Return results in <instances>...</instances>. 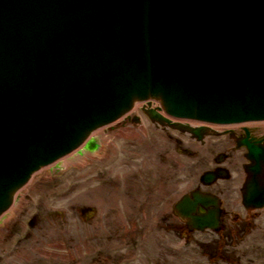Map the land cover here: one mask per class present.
<instances>
[{"label":"water","instance_id":"1","mask_svg":"<svg viewBox=\"0 0 264 264\" xmlns=\"http://www.w3.org/2000/svg\"><path fill=\"white\" fill-rule=\"evenodd\" d=\"M148 102L177 121L264 123V0H0V220L38 173ZM241 146L245 204L261 209L264 146ZM219 206L196 192L176 211L217 230Z\"/></svg>","mask_w":264,"mask_h":264},{"label":"rangeland","instance_id":"2","mask_svg":"<svg viewBox=\"0 0 264 264\" xmlns=\"http://www.w3.org/2000/svg\"><path fill=\"white\" fill-rule=\"evenodd\" d=\"M153 107L137 105L93 136L97 153L83 149L19 192L0 220V264H264V210L237 208L240 198L222 190L234 178L213 189L236 199L224 232L189 234L173 215L218 154L239 156L230 129H207L199 141L189 128L152 121ZM254 127L264 134V123Z\"/></svg>","mask_w":264,"mask_h":264},{"label":"flooded vegetation","instance_id":"3","mask_svg":"<svg viewBox=\"0 0 264 264\" xmlns=\"http://www.w3.org/2000/svg\"><path fill=\"white\" fill-rule=\"evenodd\" d=\"M252 125L255 126V124H251L250 126H252ZM240 127L242 128V130L241 131L237 130ZM240 127H238V126L232 127V129L229 130V132L232 133V136H233V138H231V139H232L233 143H235L236 146H237V144H240L244 138H246V134H245L246 130L249 131L251 139H255L257 141H262L264 139V134H260V135L257 134L255 127L254 128H247V126H240ZM235 150H236V148H235ZM235 152H236V154H239V156H237V155L229 156L228 155V157L225 159V163L222 166L227 168L228 170H230V172H234L236 176H240V172H242V173L247 174V177H248L249 174H248L247 168H248L249 163L247 162L245 164V166L242 167V169L239 168V164L242 161L244 163V161L246 160V159H244V158H246V154H247L246 150L244 148L243 149L238 148L237 151H235ZM229 161L231 162V165L227 163ZM237 161L239 162V164H237L238 163ZM235 163H236V165H235ZM238 181H241V180L238 179ZM222 190L225 193V190H229V187L225 186V188H223ZM215 193L218 196H220L218 194V192H215ZM202 212H204V211H202ZM226 212L229 213V211L227 209H226Z\"/></svg>","mask_w":264,"mask_h":264},{"label":"bare ground","instance_id":"4","mask_svg":"<svg viewBox=\"0 0 264 264\" xmlns=\"http://www.w3.org/2000/svg\"><path fill=\"white\" fill-rule=\"evenodd\" d=\"M117 124V123H116ZM116 124H114V125H116ZM172 124H176V123H174V122H172ZM113 125V126H114ZM178 125L179 126H181L182 125V123H178ZM250 125L251 124H246V126H247V128H250ZM113 126L111 125V126H108V127H105V130L106 131H109L110 130V133L112 132V128H113ZM244 159H246V158H244ZM241 162V161H240ZM247 162H246V160L244 161V163H243V161L239 164V162L237 163V164H239V168L240 169H242V167L243 166H245V164H246ZM47 169V168H46ZM45 170V169H44ZM237 179H240L241 181V184H240V182L237 180V185L240 187V188H246V192H247V190H248V187L250 186V188L251 189H253V188H255V183L256 182H254L253 180H252V176H251V174L250 175H248V177H247V174H245V173H242V172H240V176H237ZM244 185H246V186H244ZM242 186V187H241Z\"/></svg>","mask_w":264,"mask_h":264}]
</instances>
